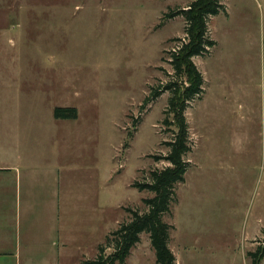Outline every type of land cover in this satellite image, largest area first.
Wrapping results in <instances>:
<instances>
[{"label": "rangeland", "instance_id": "1", "mask_svg": "<svg viewBox=\"0 0 264 264\" xmlns=\"http://www.w3.org/2000/svg\"><path fill=\"white\" fill-rule=\"evenodd\" d=\"M194 1L0 0V154L66 163L72 187L102 188L105 256L156 197L135 184L171 167L166 88ZM221 3L216 47L194 59L204 85L186 111L188 173L163 219L177 264H252L264 249V0ZM61 108L78 119L56 120ZM126 264H157L147 233Z\"/></svg>", "mask_w": 264, "mask_h": 264}, {"label": "crops", "instance_id": "2", "mask_svg": "<svg viewBox=\"0 0 264 264\" xmlns=\"http://www.w3.org/2000/svg\"><path fill=\"white\" fill-rule=\"evenodd\" d=\"M12 111L11 116L23 113ZM17 117L11 120L19 122ZM71 178L66 163L40 165L0 154V264L97 259L105 239L102 188H75Z\"/></svg>", "mask_w": 264, "mask_h": 264}, {"label": "trees", "instance_id": "3", "mask_svg": "<svg viewBox=\"0 0 264 264\" xmlns=\"http://www.w3.org/2000/svg\"><path fill=\"white\" fill-rule=\"evenodd\" d=\"M225 10L221 0H195L188 11L183 12L187 22L186 38L179 42V47L173 53L172 64L176 71L177 82L166 89L173 91L167 115L172 117L165 120L166 126L175 128V137L168 144L170 154L165 159L171 167L163 172L153 174V184H135L134 188L156 195L152 200H145L149 213L140 216L133 214L129 224L123 225L114 233L113 238H107L112 254L105 256V245L99 248V255L94 261L82 264H126L132 251L141 243V235L147 233L156 252L157 264H177V259L170 249L171 227L164 223V217L170 213L171 203L175 196V187L185 182L188 173V164L184 157L191 152L189 147V125L186 111L191 103L203 94L204 79L194 64L195 58H203L210 54L216 43L209 37V20L218 16ZM175 14L168 17L172 18ZM147 99L146 105L152 102ZM54 117L58 121H76V109H56ZM252 264H262L264 249L251 254Z\"/></svg>", "mask_w": 264, "mask_h": 264}]
</instances>
